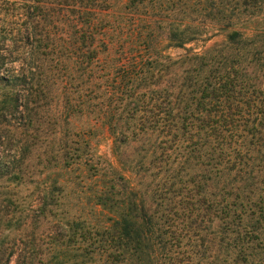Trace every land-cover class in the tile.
I'll use <instances>...</instances> for the list:
<instances>
[{
    "label": "trees",
    "instance_id": "1",
    "mask_svg": "<svg viewBox=\"0 0 264 264\" xmlns=\"http://www.w3.org/2000/svg\"><path fill=\"white\" fill-rule=\"evenodd\" d=\"M0 264H264V0H0Z\"/></svg>",
    "mask_w": 264,
    "mask_h": 264
},
{
    "label": "rangeland",
    "instance_id": "2",
    "mask_svg": "<svg viewBox=\"0 0 264 264\" xmlns=\"http://www.w3.org/2000/svg\"><path fill=\"white\" fill-rule=\"evenodd\" d=\"M182 51H174L175 54H180ZM101 144H100V153L103 157H105L107 160L116 163V159L114 158V155L112 153V142L107 137V135H104L101 137Z\"/></svg>",
    "mask_w": 264,
    "mask_h": 264
}]
</instances>
